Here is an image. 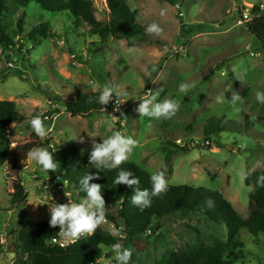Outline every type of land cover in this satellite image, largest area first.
I'll list each match as a JSON object with an SVG mask.
<instances>
[{
    "label": "rangeland",
    "instance_id": "1",
    "mask_svg": "<svg viewBox=\"0 0 264 264\" xmlns=\"http://www.w3.org/2000/svg\"><path fill=\"white\" fill-rule=\"evenodd\" d=\"M93 1L98 21L109 23L106 0ZM127 1L139 24L146 29L157 23L163 31L147 33L146 42L130 46L126 40L104 41L91 35L70 13H49L36 3L23 10L9 2L10 14H5L4 22L15 47L7 51L0 44V100L14 102L25 117L9 128L12 145L36 140L52 147L72 141L82 156L90 157L95 143L120 131L137 141L125 162L151 175L164 172L167 185L218 191L248 218L252 188L245 180L264 171V118H257L264 117V104L255 99L256 91H264V45L245 25H237V8L261 0H176L174 6L163 0ZM45 24L51 36L36 46L28 35ZM130 48L135 52L130 53ZM181 84L189 85L186 93L179 91ZM105 85L129 94L115 114L101 111L83 118L65 111L78 95L92 96ZM148 91L157 92L158 101L176 100L175 115L160 120L141 117L139 98ZM223 93L228 102L233 95L241 99L234 105L218 104ZM37 115L49 131L43 139L29 125ZM212 120L225 131L207 141L204 132ZM169 152L173 154L166 162ZM27 166L21 177L29 197L17 207L11 203L12 180L6 178V167L0 166V235L8 238L0 249V264L14 252L11 235L28 221H43L40 216L47 218L50 211V199L45 198L50 175L33 161L28 160ZM119 225L110 221L101 229L121 235ZM154 227V232L123 248L131 253L129 264H154L167 251L197 242L211 245L227 237L224 228L202 215L174 216L155 222ZM240 239L243 246L236 251L240 260L235 264H264V234L254 237L242 230Z\"/></svg>",
    "mask_w": 264,
    "mask_h": 264
},
{
    "label": "trees",
    "instance_id": "2",
    "mask_svg": "<svg viewBox=\"0 0 264 264\" xmlns=\"http://www.w3.org/2000/svg\"><path fill=\"white\" fill-rule=\"evenodd\" d=\"M163 1L176 5V0ZM9 2L15 3L23 10L31 3H36L49 13H70L76 18L75 23L79 27H86L91 35L104 41L115 38L126 40L130 46H135L138 41L148 40L145 27L139 24L127 0H106L111 15L107 24L98 21L93 0H0V44L6 46L7 51L10 47H15L6 34L7 28L4 22L5 14H10ZM22 16L25 14L23 13ZM22 22L23 18H20L19 26ZM245 26L264 45V13ZM50 36V26L45 24L36 27L28 38L37 46L41 40ZM148 82L150 84L147 90L151 85V82ZM100 92L92 96L78 95L75 101L65 105V111L72 117L83 118L101 112L103 106L96 100ZM257 118L264 117L258 115ZM23 121L25 117L14 102L0 100V166L6 167V178L12 180V206L17 207L27 202L29 197L21 177L27 166L28 151L33 148H44L58 163L54 172L47 173L50 177L56 174L64 175L75 186L80 198H84L80 179L87 174L99 177L91 180L90 183L102 186L105 217L117 226L121 224L125 238L120 239L98 229L93 236L61 249L48 245V241L60 231L58 226L50 227L49 220L28 221L22 225L16 235H11L12 247L17 254L14 264H94L103 254L102 248L111 247L115 243H120L123 248L129 247L144 235L154 232L155 222L174 216L191 218L205 216L209 221L226 230V241L211 245L197 242L178 251H167L154 264H235L240 260V255H237L236 251L243 246L240 241L241 231L247 230L254 237L264 234V181L261 180L264 171L256 172L245 180L247 186L252 188L249 195L248 218H243L220 192L188 185H168L165 192L152 197L151 205L141 211L132 204L131 198L137 189L151 192L152 175L149 172L133 162H124L116 169L97 168L90 163L89 157L82 156L79 147L72 141L51 147L48 143L32 140L25 145L13 146L9 128ZM224 131L223 126L212 120L205 128L206 140L209 141L213 134ZM172 154L173 152L168 153L166 162L170 161ZM121 170L130 172L129 178L137 179L138 184L131 187L114 184L113 180ZM108 208L115 210L111 213L107 211ZM114 214L117 215L120 223L117 222Z\"/></svg>",
    "mask_w": 264,
    "mask_h": 264
},
{
    "label": "clouds",
    "instance_id": "3",
    "mask_svg": "<svg viewBox=\"0 0 264 264\" xmlns=\"http://www.w3.org/2000/svg\"><path fill=\"white\" fill-rule=\"evenodd\" d=\"M161 15H164L161 12ZM163 29L157 23H151L147 26L146 32L159 35ZM130 53L135 52L134 48L128 50ZM189 88L187 84H181L179 91L186 93ZM115 98V99H114ZM129 94L127 91L116 88L113 86L105 85L96 97L97 102L103 106L102 111H105V106L110 101L114 100L113 111H119L120 105L127 102ZM137 112L141 117H148L151 119H170L175 115L178 110V103L174 99H165L158 101V93L148 91L139 98ZM241 97L239 95H233L231 102H228L225 98V93L217 97L216 102L218 104H224L225 102L235 104ZM256 102L264 104V91L258 90L255 93ZM31 131L40 138H46L49 136V131L46 128L43 120L39 115L35 116L29 121ZM80 142L84 140L80 136ZM137 146V141L131 136H125L120 131H113V133L106 139H103L102 143H95L93 150L90 153V163L97 168L116 169L122 163L128 160L130 154ZM26 159L35 162L39 166L42 172H54L58 163L54 160L53 155L44 148H33L28 151ZM131 173L128 171H119L113 183L116 185L124 184L129 187L138 184V180L130 179ZM240 178L243 181L245 176L240 174ZM93 179H99L98 176L87 174L82 177L79 183L82 185V192L84 198L79 202H71L68 204H55L50 205V220L49 225L52 228L59 227V235L65 242L75 241L82 235L91 234L95 229L105 220V200L103 197L102 186L96 183H90ZM264 181V177H261ZM152 188L151 192L141 191L137 189L135 194L131 198V202L134 206L138 207L141 211L149 207L152 202V197L158 196L162 192L167 190V181L164 172H157L151 176ZM49 204V203H47ZM115 236H119L120 233H114ZM111 251L115 254V259L119 264H129L131 253L123 249L120 243H115L111 246Z\"/></svg>",
    "mask_w": 264,
    "mask_h": 264
},
{
    "label": "built area",
    "instance_id": "4",
    "mask_svg": "<svg viewBox=\"0 0 264 264\" xmlns=\"http://www.w3.org/2000/svg\"><path fill=\"white\" fill-rule=\"evenodd\" d=\"M237 10L239 11V20L237 22V25L244 26L245 24H251L257 17L264 13V0H261L257 4H245L243 7H239ZM122 106L123 104L120 105V108ZM113 107L114 100L110 101L109 105L105 107V111L111 114H115L118 111L114 112ZM50 184L51 186L50 188H48V193L45 196L46 199H50L49 205H51L52 203H55L57 205L68 204L71 202H79V200L82 199L80 198L79 192L76 190L75 186L70 182L69 179L65 178L62 174H56L54 177H51ZM103 224H110V221L105 217V220L95 229L93 233L82 235L79 239L75 241H63L58 232L55 237L48 241V245L51 247L66 249L78 243L83 238L93 236L98 229L102 228ZM119 238H125L123 233H121ZM7 243L8 238L4 235H0V249L3 246L7 245ZM105 248L107 249V251H103L101 257L98 258L94 264H117L118 261L115 259V254L111 251V247H104L102 248V250H104ZM12 264H14V262Z\"/></svg>",
    "mask_w": 264,
    "mask_h": 264
},
{
    "label": "water",
    "instance_id": "5",
    "mask_svg": "<svg viewBox=\"0 0 264 264\" xmlns=\"http://www.w3.org/2000/svg\"><path fill=\"white\" fill-rule=\"evenodd\" d=\"M17 258V254L12 252L7 254V259L5 260V264H12L13 261Z\"/></svg>",
    "mask_w": 264,
    "mask_h": 264
},
{
    "label": "crops",
    "instance_id": "6",
    "mask_svg": "<svg viewBox=\"0 0 264 264\" xmlns=\"http://www.w3.org/2000/svg\"><path fill=\"white\" fill-rule=\"evenodd\" d=\"M238 8H239V7H238ZM238 8H237V9H238ZM27 167H28V166H27ZM47 215H48V217H47V218H44V216H43V215H41V216L39 215V216L42 218V220H43V221H48V220H50L49 211L47 212ZM33 217H35V216H33ZM6 256H7V255H6Z\"/></svg>",
    "mask_w": 264,
    "mask_h": 264
}]
</instances>
